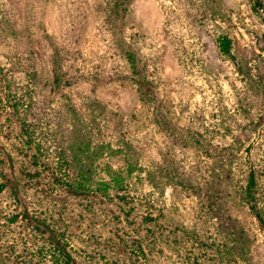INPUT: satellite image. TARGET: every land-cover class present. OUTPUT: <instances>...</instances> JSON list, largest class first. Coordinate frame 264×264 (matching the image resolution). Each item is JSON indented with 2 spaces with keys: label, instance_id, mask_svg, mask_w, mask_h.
<instances>
[{
  "label": "rangeland",
  "instance_id": "obj_1",
  "mask_svg": "<svg viewBox=\"0 0 264 264\" xmlns=\"http://www.w3.org/2000/svg\"><path fill=\"white\" fill-rule=\"evenodd\" d=\"M118 4L0 0V264H64L25 211L79 264H264V0ZM75 128L92 150H117L91 165L106 194L67 187ZM222 164L217 218L208 194ZM250 170L256 214L242 199ZM228 218L248 236L242 256L221 229Z\"/></svg>",
  "mask_w": 264,
  "mask_h": 264
},
{
  "label": "trees",
  "instance_id": "obj_2",
  "mask_svg": "<svg viewBox=\"0 0 264 264\" xmlns=\"http://www.w3.org/2000/svg\"><path fill=\"white\" fill-rule=\"evenodd\" d=\"M118 1L126 0H115L116 12H118L119 10ZM53 57V83L55 87H60L61 66L57 51L54 52ZM126 58L131 70L132 80L135 84H137L141 94L143 96H147L149 91H151V84L143 74L142 69L139 66V60L137 56L134 52L128 51L126 53ZM3 81L5 82V88H9V90H11L9 81L6 78H3ZM20 94L22 97L25 95L24 93H20L15 90V97H18V95ZM14 108L16 111H18V106H15ZM91 144L92 143L90 137L81 129L75 128L70 132L68 152L71 158L70 167L73 170L74 176L70 181L67 182V187L70 193L73 195H79L84 191L91 190L94 185H97L96 190L102 191L105 194L107 193L108 184L106 182H96L93 180V177L91 175V165L93 160L97 159L104 152L108 151L109 153H116L117 150H113L109 145H99L94 147L92 150ZM223 165L224 164L212 170V177L214 181L210 183L211 185L209 186L208 194L209 208L213 212V215L217 218H220L218 209V202L220 200L219 191L222 187L224 188L225 185H227L226 181L224 180L227 176L226 173L222 170L224 168ZM134 169L135 165L129 164L128 172L130 173ZM219 170H221L223 174H219ZM106 174L109 177L110 181L114 184V186H121V176H119L109 168L107 169ZM9 175L10 178L7 180L8 187H10L11 190L15 189V192L17 188L16 177L12 172H10ZM221 175H223V179L220 178ZM255 186V175L254 172L250 170L246 176V184L242 191V199L250 205L251 210L256 214L254 193ZM4 188V184L0 185V190ZM23 217L27 222L39 228V230L45 235L46 243L51 248V251L54 253V255H57L64 264H79L68 252L66 246L60 241L57 234L47 224H45V222L38 220L33 216H30L26 211L23 213ZM221 229L225 231L224 234L231 243L232 248L237 251L239 255H244L245 251H247L249 247V239L243 227L236 220L228 218L227 222L225 221L224 224H221Z\"/></svg>",
  "mask_w": 264,
  "mask_h": 264
}]
</instances>
